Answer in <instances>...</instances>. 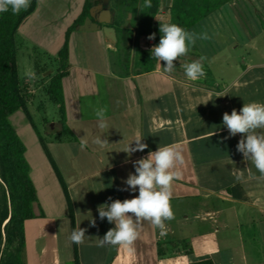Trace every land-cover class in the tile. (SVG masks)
Masks as SVG:
<instances>
[{
	"label": "crops",
	"instance_id": "0c3cea01",
	"mask_svg": "<svg viewBox=\"0 0 264 264\" xmlns=\"http://www.w3.org/2000/svg\"><path fill=\"white\" fill-rule=\"evenodd\" d=\"M172 3L159 0L155 27L170 22ZM106 4L116 42L102 30L82 31L78 26L61 70L63 117L71 135L64 134L61 119L48 141L31 122L34 143L28 146L19 137L37 196L34 217L24 223L23 264H190L204 259L264 264V176L237 151L241 135L225 139L229 134L222 124L225 112H239L244 103H264V0H232L193 24L190 32H206L210 39H198L174 62L172 73L163 70V62L147 59L161 33L154 40L139 34L141 0L135 5L92 0L96 17H102ZM249 9L253 15L245 14ZM124 30L131 31L129 47ZM201 56L206 57V75L188 79L183 65ZM47 68L41 62L34 65L33 81L41 80L38 75ZM31 81L20 82L30 98ZM105 105L109 127L100 130L95 110ZM84 135L89 146L81 150ZM96 135L108 140L107 148L91 143ZM137 138L148 147L129 157L122 150ZM169 144L182 149L185 163L178 166L182 174L173 182L175 218L166 221L167 235L161 237L159 229L144 222L134 253L97 246V237L114 227L106 218L100 220L98 206L138 195V189L120 190L135 172L133 162ZM78 227L86 229L82 244L68 239Z\"/></svg>",
	"mask_w": 264,
	"mask_h": 264
},
{
	"label": "clouds",
	"instance_id": "9594fccd",
	"mask_svg": "<svg viewBox=\"0 0 264 264\" xmlns=\"http://www.w3.org/2000/svg\"><path fill=\"white\" fill-rule=\"evenodd\" d=\"M31 6V0H0V13L11 11L13 15H19L22 11H27ZM152 7L151 0H144L140 5L141 12ZM159 31L161 37L159 44L151 49L152 59L160 65L164 63L163 70L172 73L175 70V61L187 55L196 41L210 39L206 32L196 33L187 31L183 27L171 23L160 22ZM149 40L155 39V33L147 37ZM201 56L198 60L183 65L185 75L190 80H198L206 75L204 71V60ZM29 80L37 78L36 73L28 69L24 73ZM107 106L99 107L95 110L96 126L100 130L109 127L107 117ZM222 124L228 130V137L241 135L236 148L241 153L245 161L264 176V103L249 102L244 103L239 110L233 109L231 114L225 112L222 117ZM102 135H96L91 143L101 149L108 147L109 143ZM135 146H131L132 142ZM130 142L122 151L130 157L134 152L144 151L148 145L142 142V138H137ZM89 146L87 135L81 137L80 148L86 149ZM185 163L182 149L175 145H160L157 150L148 152L146 157H142L133 162L134 173H129L123 181L126 187L121 191L136 192L138 195L131 199L109 200L112 202L98 206V214L101 221L105 218L110 224H114L106 234L97 237V246L110 245L121 247L129 253H134V243L140 235V229L144 222L150 223L154 228L159 229L160 236L167 235L166 221L175 218L171 205L173 182L180 178L181 171L178 166ZM237 176L236 179H241ZM103 187L100 189L102 190ZM98 190V191H100ZM91 226H96L95 219H91ZM86 229L80 227L74 229L68 239L75 244H82L85 240Z\"/></svg>",
	"mask_w": 264,
	"mask_h": 264
},
{
	"label": "trees",
	"instance_id": "16d2710c",
	"mask_svg": "<svg viewBox=\"0 0 264 264\" xmlns=\"http://www.w3.org/2000/svg\"><path fill=\"white\" fill-rule=\"evenodd\" d=\"M125 4H136L138 0H121ZM232 0H173L171 6V23H175L187 31L189 28L219 10ZM38 0H31L27 11L13 15L11 11L0 13V264H23L22 250L25 245L24 223L34 217L33 205L37 201L36 189L29 176V166L25 159V146L15 129L8 121V117L17 110H22L32 126L34 122L27 111V102L30 99L27 88L20 84L17 74V46L16 32L23 20L32 14L37 7ZM144 0H141V5ZM150 9L140 10L139 34L147 37L158 34L154 16L159 10V0H151ZM92 0H86L81 18L76 22L78 27L89 14ZM72 26L66 34L62 49L58 53L60 71L49 81L48 95L59 106L63 124V132L71 135L64 122L63 83L66 60L69 53V35L76 28ZM127 34L129 47L131 31ZM195 45L192 47L194 48ZM147 59L153 61L151 51H147ZM153 65V62L151 63ZM44 152L53 164L50 153L42 139ZM190 264H215L211 259H204Z\"/></svg>",
	"mask_w": 264,
	"mask_h": 264
},
{
	"label": "rangeland",
	"instance_id": "374dc122",
	"mask_svg": "<svg viewBox=\"0 0 264 264\" xmlns=\"http://www.w3.org/2000/svg\"><path fill=\"white\" fill-rule=\"evenodd\" d=\"M85 1L38 0L35 11L23 20L16 32L17 74L21 84L23 85V80L26 78L24 75L26 70L34 71V65L38 62L48 66L38 75L41 80L30 82L33 93L27 103V111L34 122L36 131L46 141L57 131L58 122L61 120L59 106L48 95L47 85L50 77L60 69L58 53L63 47L67 32L72 26L75 27L76 22L81 18ZM246 13L248 16L253 15L251 10H246ZM74 31L69 35V46ZM8 121L28 146L34 143L36 139L34 130L30 127V121L22 110L13 112L8 117ZM2 187L0 180V191Z\"/></svg>",
	"mask_w": 264,
	"mask_h": 264
},
{
	"label": "water",
	"instance_id": "95a60500",
	"mask_svg": "<svg viewBox=\"0 0 264 264\" xmlns=\"http://www.w3.org/2000/svg\"><path fill=\"white\" fill-rule=\"evenodd\" d=\"M102 17H96L94 11L97 6H92L89 14L84 19V22L79 25L82 31L102 30L104 36L111 42L117 40V30L113 26V17L109 5H104Z\"/></svg>",
	"mask_w": 264,
	"mask_h": 264
}]
</instances>
